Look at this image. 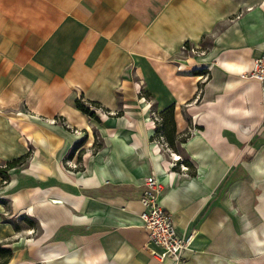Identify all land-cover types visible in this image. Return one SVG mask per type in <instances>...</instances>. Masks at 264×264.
<instances>
[{
  "label": "crops",
  "instance_id": "obj_1",
  "mask_svg": "<svg viewBox=\"0 0 264 264\" xmlns=\"http://www.w3.org/2000/svg\"><path fill=\"white\" fill-rule=\"evenodd\" d=\"M262 51L264 0H0V167L29 152L0 183V264H264ZM149 174L193 234L179 261L150 252Z\"/></svg>",
  "mask_w": 264,
  "mask_h": 264
},
{
  "label": "built area",
  "instance_id": "obj_2",
  "mask_svg": "<svg viewBox=\"0 0 264 264\" xmlns=\"http://www.w3.org/2000/svg\"><path fill=\"white\" fill-rule=\"evenodd\" d=\"M181 54L190 55L199 53L193 46L186 44L181 46ZM243 77L254 78L260 82H264V51L253 60L252 68L249 72L242 74ZM140 88L138 91L140 92ZM96 112V111H95ZM154 114V112H152ZM155 115L159 122V117ZM150 120V118H147ZM152 127H156L155 119L150 120ZM157 146L160 151L162 148H167V142L163 137H160L154 143V148ZM179 157H175L172 165L176 166ZM64 163L71 168H76L77 163H71L70 160L64 158ZM4 165H2L3 167ZM184 169V167L181 165ZM6 180H3L4 184ZM164 189V184L160 176L149 174L145 176L143 181V190L141 194V204L143 209L140 213V218L143 226L147 231L148 240L157 248L150 250L151 254L158 260H164L170 257L175 261L182 258V252L191 245L193 234L181 236L177 233L174 226L173 217L170 212L166 211L159 203V196Z\"/></svg>",
  "mask_w": 264,
  "mask_h": 264
},
{
  "label": "trees",
  "instance_id": "obj_3",
  "mask_svg": "<svg viewBox=\"0 0 264 264\" xmlns=\"http://www.w3.org/2000/svg\"><path fill=\"white\" fill-rule=\"evenodd\" d=\"M80 108L82 110H84V112H86L90 115L95 114V110H93V108H91V106H89V108H85L82 105H80ZM155 128H156V130H161L164 133V135H166V139H168V141H172V139L170 140V137L174 132L173 106H169L168 108H166L162 112V118L159 120V125L156 126ZM28 157H29V152L24 157L17 159V160H14V161L9 162V163H5L3 167L1 166L0 167V173H2L1 174L2 179H1L0 183L3 180H7L8 176H7L6 171L8 168L24 163ZM4 252H7V251L0 247V254H2Z\"/></svg>",
  "mask_w": 264,
  "mask_h": 264
},
{
  "label": "rangeland",
  "instance_id": "obj_4",
  "mask_svg": "<svg viewBox=\"0 0 264 264\" xmlns=\"http://www.w3.org/2000/svg\"><path fill=\"white\" fill-rule=\"evenodd\" d=\"M63 163H64V160H63ZM64 164H65V163H64ZM78 167H79V165L77 164V167H76V168H78ZM66 168H68V169H73V168H71V167H66ZM1 184H2V182H1ZM4 255H5V257H6V256H8V255H10V254H8V252H5Z\"/></svg>",
  "mask_w": 264,
  "mask_h": 264
}]
</instances>
